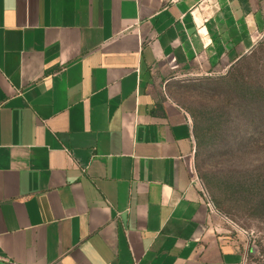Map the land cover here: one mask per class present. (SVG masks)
Segmentation results:
<instances>
[{
  "label": "crops",
  "instance_id": "crops-1",
  "mask_svg": "<svg viewBox=\"0 0 264 264\" xmlns=\"http://www.w3.org/2000/svg\"><path fill=\"white\" fill-rule=\"evenodd\" d=\"M263 31L264 0H0V264H241L167 87Z\"/></svg>",
  "mask_w": 264,
  "mask_h": 264
},
{
  "label": "rangeland",
  "instance_id": "rangeland-1",
  "mask_svg": "<svg viewBox=\"0 0 264 264\" xmlns=\"http://www.w3.org/2000/svg\"><path fill=\"white\" fill-rule=\"evenodd\" d=\"M167 93L190 117L202 197L228 220L241 264H264V31L226 70L180 77Z\"/></svg>",
  "mask_w": 264,
  "mask_h": 264
},
{
  "label": "built area",
  "instance_id": "built-area-1",
  "mask_svg": "<svg viewBox=\"0 0 264 264\" xmlns=\"http://www.w3.org/2000/svg\"><path fill=\"white\" fill-rule=\"evenodd\" d=\"M201 190V189H200ZM204 198V197H203ZM205 200V203L207 205V207L210 209V210H215L214 207L212 206V204L210 203L209 200H207L206 198H204Z\"/></svg>",
  "mask_w": 264,
  "mask_h": 264
}]
</instances>
